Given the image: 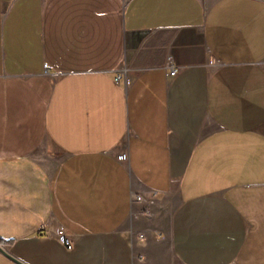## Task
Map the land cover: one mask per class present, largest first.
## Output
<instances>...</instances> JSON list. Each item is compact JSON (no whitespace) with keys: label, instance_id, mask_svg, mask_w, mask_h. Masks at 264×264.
<instances>
[{"label":"crops","instance_id":"1","mask_svg":"<svg viewBox=\"0 0 264 264\" xmlns=\"http://www.w3.org/2000/svg\"><path fill=\"white\" fill-rule=\"evenodd\" d=\"M0 246L264 264V0H0Z\"/></svg>","mask_w":264,"mask_h":264},{"label":"built area","instance_id":"2","mask_svg":"<svg viewBox=\"0 0 264 264\" xmlns=\"http://www.w3.org/2000/svg\"><path fill=\"white\" fill-rule=\"evenodd\" d=\"M123 71H125V68H122ZM178 73V69L177 68H174V67H170V69L168 70V75H172L174 76L175 74ZM121 76V73L118 72L116 76H114V79L117 81L118 78ZM128 151L127 150H122L120 152L117 153L116 155V159H118L119 161H124V162H127L128 160ZM154 194L153 195H149L148 199L151 203L154 202ZM135 199H137L138 201H142V200H145L143 199V197H141L140 195H137L135 194L134 195ZM58 238L60 239V242H62L64 245H66L68 248L72 247L73 246V242L71 241L70 237H68V234L66 232L65 229H63V227H58ZM138 238L139 239H144V236L143 234H138Z\"/></svg>","mask_w":264,"mask_h":264},{"label":"water","instance_id":"3","mask_svg":"<svg viewBox=\"0 0 264 264\" xmlns=\"http://www.w3.org/2000/svg\"><path fill=\"white\" fill-rule=\"evenodd\" d=\"M0 249L3 251V249L1 248V246H0Z\"/></svg>","mask_w":264,"mask_h":264}]
</instances>
